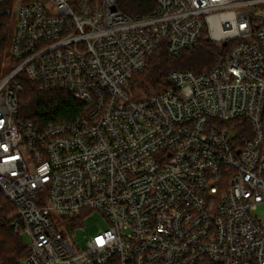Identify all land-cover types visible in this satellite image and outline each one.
<instances>
[{"label": "built area", "instance_id": "1", "mask_svg": "<svg viewBox=\"0 0 264 264\" xmlns=\"http://www.w3.org/2000/svg\"><path fill=\"white\" fill-rule=\"evenodd\" d=\"M202 37L220 47L213 69L130 96L149 55ZM22 77L84 114L22 118ZM0 194L29 238L19 264H264V0H156L147 15L119 0H0ZM93 211L110 225L78 249Z\"/></svg>", "mask_w": 264, "mask_h": 264}, {"label": "trees", "instance_id": "2", "mask_svg": "<svg viewBox=\"0 0 264 264\" xmlns=\"http://www.w3.org/2000/svg\"><path fill=\"white\" fill-rule=\"evenodd\" d=\"M156 7V0H119V8L128 14L147 15ZM220 47L205 37L197 47L170 55L164 47L147 57L148 66L135 73L129 81L128 92L133 99H141L172 87L169 79L174 70H190L197 74L208 72L218 62ZM19 93L20 116L36 119L42 124L74 120L84 114L83 103L65 90L42 91L27 77L21 78ZM15 207L0 196V264H19L26 253L22 235L10 226Z\"/></svg>", "mask_w": 264, "mask_h": 264}, {"label": "rangeland", "instance_id": "3", "mask_svg": "<svg viewBox=\"0 0 264 264\" xmlns=\"http://www.w3.org/2000/svg\"><path fill=\"white\" fill-rule=\"evenodd\" d=\"M6 69L8 70V59L11 60L10 44L3 51ZM2 196V194H0ZM3 197V196H2ZM255 215L264 217V204H260L255 210ZM60 227V219H55ZM110 225L108 218L100 211L88 212L86 217L79 221V225L72 232V240L78 249H86L88 240L96 233L108 228ZM25 243L29 241L27 235H23Z\"/></svg>", "mask_w": 264, "mask_h": 264}]
</instances>
